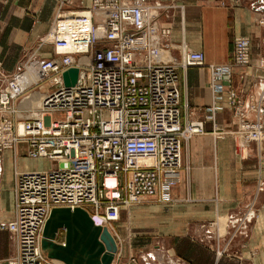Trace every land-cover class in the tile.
Instances as JSON below:
<instances>
[{
  "label": "built area",
  "instance_id": "2783aa9c",
  "mask_svg": "<svg viewBox=\"0 0 264 264\" xmlns=\"http://www.w3.org/2000/svg\"><path fill=\"white\" fill-rule=\"evenodd\" d=\"M91 2L85 10L58 11L52 27L90 17L83 48H62L64 41L51 37L59 57L28 58L11 73L0 61V156L26 143V155L54 163L45 171L17 172L15 218L0 225L17 246L9 264H67L49 257L41 245L54 208H86L96 225L116 233L113 222L122 207L152 196L171 200L182 144L205 129L202 119L181 120L179 69L209 66L215 99L231 81L230 62L207 63L202 51L189 48L179 59L170 57L171 30L157 24L148 0ZM233 43L235 63L250 64L249 37L239 35ZM72 67L79 69L78 79L67 85L64 74ZM46 84L53 89H43ZM37 91L44 95L31 102ZM256 101L249 108L257 114L250 119L236 92L228 96L240 119L235 131L240 153L249 142L264 141V106ZM218 107L211 108L212 116Z\"/></svg>",
  "mask_w": 264,
  "mask_h": 264
},
{
  "label": "crops",
  "instance_id": "0c3cea01",
  "mask_svg": "<svg viewBox=\"0 0 264 264\" xmlns=\"http://www.w3.org/2000/svg\"><path fill=\"white\" fill-rule=\"evenodd\" d=\"M58 1L0 0L4 71H17L30 53L53 57V48L42 46L40 39L51 28ZM91 1L65 0V7L85 8ZM148 1L157 12V24L171 30L168 55L172 58L189 48L202 51L207 63L232 62L235 37L249 36L252 64L233 68L232 86L247 118L255 119L251 102L260 100L264 105V67L259 65L264 55V0ZM179 75L181 120L202 119L205 130L183 142L184 167L175 175L172 199L163 202L152 196L122 207L113 227L120 232L124 226L129 228V248L133 255L137 253L139 264H238L235 257L217 255V234L207 225L229 215L228 226L220 234L234 233L231 247L239 248L244 260H252L250 264H264V141L249 142L242 153L236 149L232 131L240 119L228 103L226 85L215 99L209 66L193 65L180 69ZM214 105L219 107L212 116ZM26 149V143H20L0 156V225L15 218L17 172L34 170L35 162L46 159L28 156ZM247 212V222L238 225ZM16 251L11 231L1 228L0 264H9Z\"/></svg>",
  "mask_w": 264,
  "mask_h": 264
},
{
  "label": "water",
  "instance_id": "95a60500",
  "mask_svg": "<svg viewBox=\"0 0 264 264\" xmlns=\"http://www.w3.org/2000/svg\"><path fill=\"white\" fill-rule=\"evenodd\" d=\"M79 69L72 67L65 74L67 85L77 81ZM64 239L58 241L61 230ZM41 240L49 257L67 264H112L119 243L108 227L96 225L88 210L77 206L54 208L44 227Z\"/></svg>",
  "mask_w": 264,
  "mask_h": 264
},
{
  "label": "rangeland",
  "instance_id": "374dc122",
  "mask_svg": "<svg viewBox=\"0 0 264 264\" xmlns=\"http://www.w3.org/2000/svg\"><path fill=\"white\" fill-rule=\"evenodd\" d=\"M59 1H63V2L60 3ZM59 1L58 2L60 3L59 4V8L60 9L58 8L59 10L56 11L55 17H56V14H57L58 11H62V12L81 11V10H85V9H87L89 7V6H87L85 8H76V7H73V8H70L69 9V8H66L65 7V5L68 2L65 3V0H59ZM71 13L73 14V13H77V12H71ZM55 22H56V18L54 19V21H53V23H52L51 28L49 29V31H47V33L45 35H43L41 37V39H40V43L42 44V46L43 45H46V46H51V48H53V57H46V56H41L40 57L36 53H30V54H27L26 57H24V59H23L24 62L28 58H32L34 60H38V59H41V58H56V57H59V53L56 52V48H55L54 43H52V41L49 40V39H51L49 32L52 30V27H53V25H54ZM48 35H49V38H47ZM241 36H244V35H241ZM58 42H62V41H58ZM250 42H251V40H250ZM251 48H252V42H251V47H250V57H251ZM179 58H181V56ZM230 64H231V67H232V71H231L232 76H231V81H230L229 84L226 85V88L228 89L229 94L233 90L238 95L237 90L235 88H233V86H232L233 68L235 66L242 65V64H236L235 63V58H233V61L230 62ZM251 64H252V57H251L250 64L242 65V66H250ZM259 65L262 66V67H264V55L261 56V58L259 59ZM36 89H39L40 90V88H36ZM43 89L51 90L53 88L49 87V84H46V85L43 86ZM229 94H228V96H229ZM258 101H260V100H257L256 102H258ZM256 114H257V112H256ZM235 131H236V129L234 131H232V133L235 134V137L237 139V136H236ZM188 140H186V141H188ZM253 141H255V140H253ZM182 147H183V144H182ZM182 159H183V157H182ZM35 163L36 164H34V168H35L34 170H36V171H45L46 169H50V168H52L54 166V163L50 159H48V158H46L44 160H40V161L35 162ZM183 167H184V165H183V162H182V167L181 168H183ZM250 207L251 206H249V208ZM251 209H253V208H250V210ZM254 211H255V209H254ZM248 212L246 214H243L241 216V218L238 220V225H239V223H241L243 225V223L247 222L246 217L248 215ZM254 215L256 217V213L255 212H254ZM229 220H230V216L229 215L226 216V217L225 216H218L213 221H210V222L207 223V225L211 229H214L216 231V234H217L216 235V239H215L216 240V245H215L216 253H217V255H220V256H222V255L229 256L230 255L232 257H235L237 260H239V261H237L238 264H250V262L252 260H244V258H246V257H245L244 254H242V252H241V250H239V248H233V247H231L233 245V241H234L233 237L235 236V234L234 233H232V234L229 233L227 235V237L224 236V234H220V233H224L225 228L228 226ZM110 230L112 231V228H110ZM117 230L118 229H116V233L114 231H112L113 234L115 235L116 239H117V243H119V249H118V251H117V253L115 255V259H114V261H113L112 264H135V263L139 264L141 262V260H140L139 257H137V253H134V255H133V253L130 251V248H129V243H128L129 238H128V235H127L128 232H129V228L126 227V226H124V227H122V232H120L119 230L117 231ZM64 233H65V230L62 229L60 231V233H59L58 238H57L58 241H61L62 238H64ZM221 238L223 240H221ZM252 254H254V253L252 252ZM160 257L162 258V256H160ZM156 263H160V259H157Z\"/></svg>",
  "mask_w": 264,
  "mask_h": 264
},
{
  "label": "bare ground",
  "instance_id": "6f19581e",
  "mask_svg": "<svg viewBox=\"0 0 264 264\" xmlns=\"http://www.w3.org/2000/svg\"><path fill=\"white\" fill-rule=\"evenodd\" d=\"M70 15H79V12L77 13H70ZM69 15V16H70ZM86 16V15H85ZM92 28L91 18L85 17V18H78L75 17L73 19H63L56 23L55 28L52 30L50 37H57L59 40H63L64 43H60V46L62 48H83L82 45L83 41L82 38H86L88 34L90 33V29ZM87 60L86 57H84V61ZM32 71L35 72L34 67H32ZM44 95L43 91H37L35 93H31L32 97H35L34 100H31V102H38L42 96ZM55 260H58L57 262L63 263L59 259L53 258Z\"/></svg>",
  "mask_w": 264,
  "mask_h": 264
}]
</instances>
